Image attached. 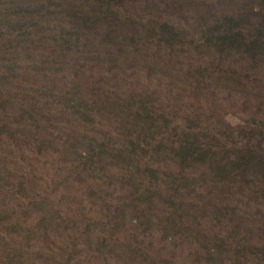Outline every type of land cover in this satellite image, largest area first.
<instances>
[{"label":"trees","instance_id":"trees-1","mask_svg":"<svg viewBox=\"0 0 264 264\" xmlns=\"http://www.w3.org/2000/svg\"><path fill=\"white\" fill-rule=\"evenodd\" d=\"M0 264H264V0H0Z\"/></svg>","mask_w":264,"mask_h":264}]
</instances>
